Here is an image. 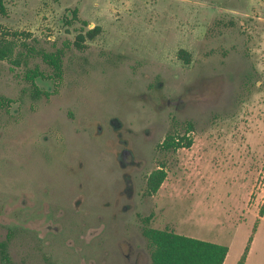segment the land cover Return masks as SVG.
<instances>
[{"label": "rangeland", "instance_id": "obj_1", "mask_svg": "<svg viewBox=\"0 0 264 264\" xmlns=\"http://www.w3.org/2000/svg\"><path fill=\"white\" fill-rule=\"evenodd\" d=\"M0 24V264H150L149 214L264 264V0H5Z\"/></svg>", "mask_w": 264, "mask_h": 264}, {"label": "trees", "instance_id": "obj_2", "mask_svg": "<svg viewBox=\"0 0 264 264\" xmlns=\"http://www.w3.org/2000/svg\"><path fill=\"white\" fill-rule=\"evenodd\" d=\"M0 11L5 12V0H0ZM96 27L87 30L85 33H78L75 39V45L81 47L86 38L93 39L97 33ZM8 32L4 31L0 24V59L10 58L14 53L17 42L13 38H6L4 35ZM25 45V44H23ZM62 51L41 52L42 59L51 66L53 74L59 76L62 70L61 62ZM188 54L181 51V56L189 62ZM17 63L18 60H15ZM37 74H43L36 68L29 70L27 77L30 81ZM40 91H37L38 95ZM0 98V103L3 102ZM192 139L186 134L179 135L175 133H167L160 148L165 151L176 150L181 147L189 148ZM167 175L164 166L153 169L147 176L143 195H154ZM260 216L264 215V203L260 209ZM141 221V233L146 239L150 253V264H223L228 253V247L224 244L207 241L184 234L176 233L167 228H155L151 226L152 214L139 216ZM249 246L246 245L243 253L236 264H244ZM0 254L2 260L7 262L10 258L7 253V241H0Z\"/></svg>", "mask_w": 264, "mask_h": 264}, {"label": "flooded vegetation", "instance_id": "obj_3", "mask_svg": "<svg viewBox=\"0 0 264 264\" xmlns=\"http://www.w3.org/2000/svg\"><path fill=\"white\" fill-rule=\"evenodd\" d=\"M40 77L43 78V77H45V76H44V74H37V75L35 76L34 80H33V83H34V81H35L36 78H40ZM47 77H48V76H47ZM48 78H50V77H48ZM10 102H11V100H9V103H10Z\"/></svg>", "mask_w": 264, "mask_h": 264}]
</instances>
